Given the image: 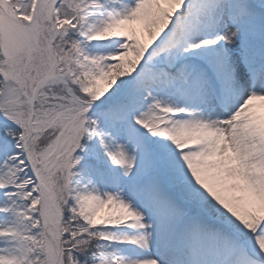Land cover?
<instances>
[{
  "label": "snow or ice",
  "instance_id": "obj_1",
  "mask_svg": "<svg viewBox=\"0 0 264 264\" xmlns=\"http://www.w3.org/2000/svg\"><path fill=\"white\" fill-rule=\"evenodd\" d=\"M0 264H264V0H0Z\"/></svg>",
  "mask_w": 264,
  "mask_h": 264
}]
</instances>
